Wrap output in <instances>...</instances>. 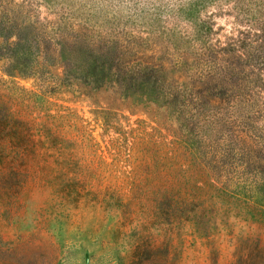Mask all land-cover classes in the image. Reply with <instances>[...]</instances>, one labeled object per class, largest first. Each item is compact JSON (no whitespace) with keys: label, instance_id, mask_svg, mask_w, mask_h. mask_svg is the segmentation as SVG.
I'll return each instance as SVG.
<instances>
[{"label":"rangeland","instance_id":"1","mask_svg":"<svg viewBox=\"0 0 264 264\" xmlns=\"http://www.w3.org/2000/svg\"><path fill=\"white\" fill-rule=\"evenodd\" d=\"M239 2L0 0L33 47L29 74L0 59V264H264V110L234 96L241 60L178 108L114 82L151 71L185 96L198 52L247 29Z\"/></svg>","mask_w":264,"mask_h":264},{"label":"trees","instance_id":"2","mask_svg":"<svg viewBox=\"0 0 264 264\" xmlns=\"http://www.w3.org/2000/svg\"><path fill=\"white\" fill-rule=\"evenodd\" d=\"M259 2L260 4H256V7H259V10L256 11V13H252V8H254V6L244 4L241 0L235 5L234 8L237 12L236 18L244 21L247 25V29L239 31L238 36L232 39L227 44L228 46L224 47L218 44L208 45L204 47V49H201L202 51L200 50L198 52L199 54L195 61L198 69L195 71L197 74L193 77V80H196V83H199L200 85L197 86L196 84V86L190 87L185 96H183L180 88H177L174 91L170 89L172 92H169L165 83L151 71L147 73L138 70L137 73L133 75L125 73L123 76L118 73L117 76L119 77L114 80L115 84L119 88H128L129 90L134 83H137V86H139L137 88L141 90L143 97L149 98L160 105H170V107L178 108L180 98H183V101L185 102L186 99H188L191 103H197L198 100H201V98L204 97L206 91L205 88H203L206 85L203 78L212 75H219L223 70L227 72L228 66L223 57L231 52L241 60L238 67L229 70V72H235L238 78V84L235 91L240 93H237L234 96L241 97L242 103L240 104L242 107L255 106L256 108H259L260 111H263L264 3H261V1ZM11 24H13L11 20L6 22H1L0 20V38L4 39V42L0 43V59L7 61L6 64L19 73L29 74L27 70H32L33 65L24 63L22 60H25L32 54L33 47L32 45H27L25 39L18 33L11 31L14 30L12 29L13 27ZM12 37L15 39L10 40ZM59 52L61 53V56L66 59L71 57V53L65 50V47H62ZM111 53L112 51L107 47L102 52L98 53V57L101 56L105 60L103 61V64H106L108 63L106 61L107 57L111 56ZM37 55L38 54L36 53L35 56ZM81 55H83V53H81ZM82 58L85 59L83 61H78L79 59L72 60L75 65L73 68L74 71L86 72L87 69H90L94 65L92 54L86 55L85 53ZM99 60L101 59L99 58ZM115 60L119 61L120 58L117 57ZM67 68H69V63L65 64V70ZM102 70L105 71L106 69L103 68ZM107 77H110V71L108 72ZM105 82V78L101 81H95V84H97L95 88L103 85ZM90 84L92 83H88V86H90ZM253 101H255V103ZM251 102L253 103L252 105L250 104ZM258 148L261 147H257V149Z\"/></svg>","mask_w":264,"mask_h":264}]
</instances>
